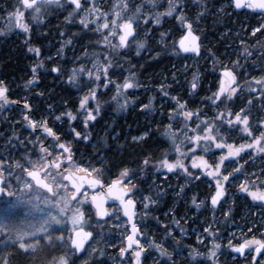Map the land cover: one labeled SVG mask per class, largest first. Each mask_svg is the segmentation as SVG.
<instances>
[{
	"label": "snow or ice",
	"instance_id": "6c2138e0",
	"mask_svg": "<svg viewBox=\"0 0 264 264\" xmlns=\"http://www.w3.org/2000/svg\"><path fill=\"white\" fill-rule=\"evenodd\" d=\"M194 2L198 3L202 9L197 13L199 18L205 14L207 7L204 0H194ZM231 2L236 9L248 8L252 11L258 10L264 13V0H231ZM134 4L135 7L133 8ZM160 7L159 0H142L138 4L135 3V0H114L112 8L109 10H102L95 0H17L14 10L8 13L6 28L0 30V35H5L15 28L30 37L31 25L28 20L40 24L43 22L46 11L55 8L64 9L65 11L71 9L68 17H66L69 22H71L73 16H78L79 24L83 29L94 31L101 37L98 41L101 51L95 54L90 61L91 68L81 62L78 67L72 68L67 76V82L74 86L80 84L81 77L87 78L85 84L87 92L80 98L76 114H73L72 111H63L55 116V119L61 122H63L64 117H67L70 131L74 137L77 140L87 141L90 134L86 131L84 133L77 131L72 122L77 121L78 118L81 119L84 129L87 130L89 124L95 122L100 115V96H103L106 92H113L111 100L116 103L119 110H124L128 106V96L131 94L129 90L140 86L135 73H130L124 76L122 80H117L115 77L123 74L117 73L114 69L117 66L124 67L121 59L126 58L127 51L132 45L135 46L137 56L140 55L141 50L146 48V40L139 39L137 34V30L141 28V23L143 25H160L164 17L175 19L183 29V33L178 42H174V50L192 53L196 56L200 55L201 38L194 28V22L185 14V0H166V7L163 11L156 10ZM146 8L149 10L145 11ZM257 32H260L261 36L264 37V23L254 28L252 35ZM147 34L148 30L145 28V35L147 36ZM163 38L164 34L162 33L161 41H163ZM71 43V39L66 40L58 55L63 52L64 46ZM28 51L34 54L38 59V63L32 67V79L27 82L25 87H29L37 81L38 70L44 67L40 48L30 46ZM244 51L248 52V49L245 48ZM248 55H251V53H248ZM235 64L238 66L239 61H236ZM51 71L59 75L62 69L54 66ZM218 79L219 87L211 96L206 97L215 110V115L210 119L202 118L199 110L189 109L187 101H181L176 96L171 97L175 102V108L172 109L169 119L175 121L180 127L174 130V125L169 124L162 135L169 141L175 157L169 159L166 153L156 165L158 169H165L168 173L180 171L186 176L192 177L194 174L189 171V166L185 163L186 160H190L191 169L199 170L211 181H214V191L209 197L213 209H216L225 197V184L229 181V178L234 173L241 172L242 166H235V163H238L236 158L240 157V154L247 149H252L255 153H264V119L258 122V127L254 130L246 109L241 108L239 111L233 112L228 106V102L233 101L239 91L237 77L232 69L224 66ZM198 82V74L194 73L190 82L192 92H195L198 88ZM253 83L260 87L257 89L250 84L249 91H259L261 97H264V77L253 78ZM165 88V85L160 86L161 95L169 96ZM101 89H104V92H101ZM7 93V87L3 81H0V109L10 103H17L10 100ZM121 100H123L122 103ZM247 103L251 105L252 100L249 99ZM93 104H95V107H92ZM140 107L151 110L152 101L150 100L148 104H141ZM24 108L27 109L23 117L26 126L34 133L39 130L41 135L30 141L32 143L38 142L39 154H29L24 162L16 161L15 163V167L21 168L29 178L24 181L23 188L20 191L28 190L31 192L34 189H41L47 194L41 202L52 207L49 209L48 218L40 228H34L31 231L23 228L15 229V242L18 243L19 248L25 252L29 249L35 252L38 250L36 245H39L40 239L51 240L50 235L35 239L39 233H48L53 224L70 223L73 233L69 237L71 254L76 255L84 252L86 243L93 238V232L86 231L84 227L86 223L85 213L89 211L84 206L90 203L95 209V216L98 220H103L110 215V210L105 205L109 200H112L118 202L119 209L122 210L123 216L127 218V224L130 225V231L124 237L126 246L119 249L121 264H123L126 253L134 258V264H142V254L148 251L149 248L155 249L159 257L165 259L166 264H175L172 253L162 243L155 240L141 243L144 234L136 220L137 201L134 199L136 192L139 190L132 183L130 170L123 168L117 178L105 182L103 180V169L87 167L77 163L74 159L71 144L61 140L57 131L49 126L47 119L34 120L29 114L31 106L27 101L24 103ZM233 128H239L246 137L250 138L249 141L239 145L228 142L225 133L231 132ZM257 131L258 135L256 134ZM145 136H147V133L140 137H133V140L139 141L144 139ZM17 139L19 138L17 137ZM213 146L215 149L221 150V154L218 160L209 163L203 155L198 153V150L209 152ZM225 149L226 151H224ZM226 161L233 165L231 171L227 170L229 165L225 163ZM149 164V159L145 158L143 167L147 168ZM2 165L3 160H0V167ZM195 178L199 179V175H196ZM257 180L260 182L257 183ZM0 184H3L2 171H0ZM239 189L251 197L253 201L264 204V180H260L259 177L256 180H245L239 185ZM4 192L5 189L0 187V193ZM7 194L9 196L16 195L11 191ZM35 199L41 200V196L37 194ZM140 200L143 203V215L147 216L150 206L156 204L157 201L151 195H143ZM192 204L196 209H199L204 201L197 202V198L193 196ZM230 212L231 209L229 208L225 215L227 216ZM173 223L180 227V221L174 217ZM163 227L166 234L172 236L168 226L163 225ZM12 231L13 229L9 225L0 224V233ZM181 232H183V229H181ZM204 232L213 238L211 248L206 254V260L208 264H217L218 251L221 249V244L215 240L217 233L212 230L211 225L205 227ZM28 238H33L32 242H26ZM59 239L63 241L64 238L61 236ZM197 240L199 243H203V239L200 237H197ZM228 247L241 256H244L247 252L251 256L252 264H264V233H261L259 239L255 236H244L238 244H233L229 240ZM96 250L95 248L92 249V251ZM253 253L254 255H252ZM68 255L65 253L59 257L53 256L48 264H69ZM100 255H104L103 251H100ZM190 255L195 259L204 254L193 249ZM4 264H7V261Z\"/></svg>",
	"mask_w": 264,
	"mask_h": 264
},
{
	"label": "trees",
	"instance_id": "16d2710c",
	"mask_svg": "<svg viewBox=\"0 0 264 264\" xmlns=\"http://www.w3.org/2000/svg\"><path fill=\"white\" fill-rule=\"evenodd\" d=\"M213 1L217 3V0ZM97 2L98 0L96 4H98ZM204 2L206 7L212 3L211 0H204ZM16 4L17 0H0V24L4 26L0 27V30L6 28L8 13L14 10ZM195 5L199 6V9L189 14L188 18L194 22V26L202 28V54L206 55L205 60L199 61L197 58H193L195 67L193 65L183 67L182 55L174 50V42L178 41L181 34L179 23L173 18L164 17L162 23L155 25L157 26L155 29H152V26L151 30L160 39L161 34L166 32L167 36L162 41L165 43L166 50L155 46L152 56L141 55L137 60L134 57L132 72L140 78L139 84L147 86L150 90L165 85L169 96L161 95V89H158L154 102L155 110L146 113L138 110L137 105H134L132 101L128 102L126 109L119 110L116 103L111 100L113 92H106L100 96V115L95 122L89 124L87 130L84 129L81 119L78 118L77 121L72 122L77 131L82 133L86 131L90 134L87 141L77 140L74 137L70 131L67 117L63 118V122L55 119V116L63 111H72L73 114H76L79 100L87 92L86 77H81L78 86L67 82L70 70L78 67L81 62L91 68L90 61L92 59H87L90 56L85 57L86 55L83 56V54L89 52L97 54L101 51L98 45L101 37L96 32L83 29L77 16H73L71 22L66 19L71 9L68 11L49 9L40 24L29 19L30 37L15 28L5 35H0V81H3L7 87L10 99L22 103L27 101L32 107L35 120L46 118L49 126L57 131L61 140L71 144L76 162L83 163L82 159L86 158L92 165L103 169L104 179L113 178L123 168H128L134 179L141 185L139 187L144 190L145 186H151V182L155 178L161 180L160 177L166 174L165 170L158 169L156 165L170 150L169 141L162 135L165 128L169 124L174 125V130L180 127L175 121L169 119L174 108L171 106H175L171 99L172 96H176L181 101H187L189 109L199 110L202 118L210 119L215 115V110L206 97L211 96L219 87L218 77L226 59L230 62L236 59L232 65L227 64V67L234 71L236 77H239V81L240 79L253 81V78L264 77V37L260 32L249 36L250 32L260 25V19L264 18V15L236 13L233 10L229 14L213 15L207 8L205 14L198 18L197 13L202 9L198 3ZM169 35H172L169 39L171 42L167 44ZM68 39H71L72 43L64 46L63 52L58 55L61 46ZM30 46L40 48L44 67L38 70L37 81L31 86L25 87L27 82L32 79V67L38 63L34 54L28 51ZM245 48L248 49V52L244 51ZM117 58L119 59V57ZM147 58L150 59L147 60ZM236 61H239L238 66L235 64ZM54 66L62 69L59 75L51 71ZM184 69L186 72L182 73L181 71ZM241 72L244 75H240ZM194 73L198 74L199 82L196 91L192 92L189 80L190 78L192 80ZM169 77L173 78L168 83ZM115 78L121 80V75H117ZM179 81L180 83H178ZM246 84L247 82L242 87H249H246ZM255 87L259 88L260 86L255 85ZM100 91L104 92V89ZM252 104L251 108H249V104L244 105L242 94L228 102V106L233 112H237L241 108L246 109L254 129L255 126L258 127V122L264 119V97H260L259 101L255 103L256 106H254V102ZM92 107H95V104ZM10 109L13 116H8L6 113V110L9 109L0 110V160H3L1 169L6 173L12 171V166L16 161L24 162L27 155L39 154L37 144L30 142L38 133L33 134L25 130L23 120L17 114L18 107ZM16 119L19 121L14 122ZM144 133H147L144 139L133 140V137H139ZM242 135V132L236 136L232 133L226 135V138L228 142L239 145L238 138ZM216 150L214 153L217 154ZM252 151L251 149L249 152ZM174 157L175 153L171 150L168 158L174 159ZM145 158L150 161L147 168L143 167ZM14 174L20 178L24 176L23 170L17 167ZM195 176L196 174L188 177L187 182L196 185L201 194L204 189L201 188L204 185L203 177L199 176V179H195ZM162 180L166 186L174 185L173 188L165 190L166 197L179 184L185 185L186 183L185 181L181 183L179 180L173 181L172 176L169 175L163 177ZM240 208V204H234L231 207V220L236 221L237 217L241 216ZM222 219L223 212L214 211V221L220 225H218L219 228L216 223L214 226L217 230L219 229L217 240L221 238V226L224 224ZM66 247L68 249L69 245L67 244ZM47 250H49L48 247H40L35 252H25L16 244L0 246V264H4L5 261L7 264H48L53 256L61 255L56 249ZM83 264H94V260Z\"/></svg>",
	"mask_w": 264,
	"mask_h": 264
},
{
	"label": "flooded vegetation",
	"instance_id": "af4514ba",
	"mask_svg": "<svg viewBox=\"0 0 264 264\" xmlns=\"http://www.w3.org/2000/svg\"><path fill=\"white\" fill-rule=\"evenodd\" d=\"M211 1L212 3H210L207 7L211 13L214 12L216 7L221 6L222 3H226V5L225 7H222L223 13L221 14H229L231 13L232 10L236 13L239 12H243L244 14L253 13L252 10L248 8H244L241 11H236L233 7L231 0H217V3H215L213 0ZM141 2L142 0H135V3L137 4ZM159 2L161 4V7L156 10L163 11L164 8L166 7V0H159ZM97 3H98L97 5H100L99 7L102 10H109L112 8L114 4V0H108L106 2L101 0L98 1ZM134 7L135 4L133 5V8ZM197 9L198 8L196 7L193 0H185V14L188 15L192 14L193 12H196ZM148 10L149 9L147 8L145 9V11ZM182 33L183 31L181 32L180 37ZM181 58L187 59L188 56H182ZM238 79L239 77H237V80ZM178 83H180V81ZM255 88L259 89L258 87ZM241 94L243 95L244 105L248 104L247 101L251 99L252 103L254 102V106H256L255 103L258 102L261 97L259 91L250 92L249 87L247 88L239 87V91L237 95H241ZM246 94H248V96H246ZM252 105L253 104L249 105V108H251ZM12 107H17V106L4 107L2 108V110L9 109L6 110V113L8 114V116H13L14 114L11 113L12 110L10 109ZM17 114L21 116V119L23 120V124L25 126V121L23 119L25 114L24 110L19 108ZM30 116L33 118L32 107H31ZM17 121H19V119H16L14 122ZM254 125H256V122H254ZM256 129L257 127L255 126L254 130ZM256 134L258 135L259 133L256 132ZM36 135L39 136L41 134L38 133ZM37 136H35V138ZM0 139H1V133H0ZM249 139L250 138L246 137L245 134H243L241 137L238 138V144L247 143ZM36 144H37V149L39 150L38 142ZM171 150L172 149L170 147V150L167 152V155L170 153ZM214 150L215 147L213 146L209 152H203L202 150H198V153L200 155H203L209 161V163H214L216 160L219 159V155L221 154V150L217 149L216 151H218V153L217 154L215 153L214 155ZM250 150L251 149H247L246 151L240 154V157L236 158V161L238 163H235V166L237 167L242 166L241 172L234 173L233 176L229 178L230 180L232 177L233 179L234 177H238L241 178V181L238 185L235 186V188L231 189V200H228L229 202L226 205H224V208L222 207L223 208L222 223L224 224H222L221 226V232H220L221 238L220 239L218 238L217 240V235L215 237L216 242L221 244V249L218 251L217 264H252L251 256L247 252L245 253L244 256H241L240 254L233 252L228 247V242L231 236V232H234V234H236V238H235L236 240H234V243L239 242V240L241 241V238L244 236L247 237L255 236L257 239H259L261 237V233H264V204H262L259 201H253L251 197H249L246 193L241 192L239 189V185L243 183L245 180H247V178L253 180V176L252 177L245 176L246 165H241L243 160L250 161V159L252 160V158L254 159L255 157L254 161L256 163L254 168L258 172H262L260 173L261 176L263 175L264 172V153H255L254 151L249 152ZM249 153H251V155H249ZM185 163L189 166V171L192 172L194 171L195 172L194 174L203 177L204 185L201 188L204 189L200 194V191L198 190L196 185H191L187 182L188 176H186L184 173L180 171H177L175 173H168L165 169H163L165 170L166 173L164 175L165 177L169 175L172 176L173 181L179 180L181 183H183V181H185L186 183L185 185L179 184L178 187L175 188L174 191H177V195L174 196L175 197L174 199L169 195V193L168 196L166 197L165 196L166 193L164 192L165 195H164L163 203L161 204L163 211H158L157 213L154 211L153 217H149L147 219L146 225L144 226L145 229L143 230L141 229V231L144 234L143 238L141 239V243H145V241H152V240L162 243L168 249V251L172 253L173 261L175 262V264H208V261L206 260V254L208 250L211 248V243L213 238L209 237L208 234L204 232V228L211 225L212 230L214 232L216 233L219 232V229L217 230L216 228H214L215 226L214 223H216L214 221V211H216L217 213L221 212L218 210V208L220 207L221 203L224 202L225 197L222 199L220 205L217 206L216 209H213L211 207L209 197L214 191V187H215L214 181H211L210 178H208L206 175L201 173L199 170L191 169L190 160H186ZM225 163L229 165L227 170L230 171L233 165L230 164L229 161H226ZM0 170H2L1 167ZM181 175L182 176L185 175V176L180 177ZM118 176L119 174L110 179L103 178V180L105 182H110L111 179L117 178ZM173 176H175V178ZM130 178L133 184H135L136 186L137 185L141 186L139 182L134 179L131 173H130ZM260 180H264V179L260 178ZM259 182L260 181L257 180V183ZM5 185H6V181L3 186L4 189H5ZM181 188L183 189L182 192H181ZM167 189H170V187H168ZM193 196L197 198V202L201 200L204 201V204L199 209H196L192 204ZM234 204L241 205L240 208L241 216H238L236 221L231 220V215H230L231 212L227 216L225 215L227 210L229 208L231 209V207ZM87 207L91 211L90 219L91 221H93L92 223L94 224V226L91 228L85 227V230L92 231L93 238L86 244L84 252H82L79 255L77 254L72 255L71 258L69 257V264H83L84 262L85 263L88 261L91 262V260H94V264H121L119 249L121 247L126 246V240L124 239L125 235L121 237L122 236L121 230L116 229L114 226H110L109 222H110L111 214L108 217L104 218L103 220H98V218L95 216L94 209L92 208L90 203ZM106 207L109 208L110 211L113 207H117L119 209V207L116 204L107 205ZM136 208H137V204H136ZM165 212H167L168 214L164 215ZM118 215L120 217L119 219L122 222H125L127 232H129V226L127 224L126 219L122 217L121 211L118 212ZM173 217L176 220L180 221V227H177L173 223ZM163 225L168 226V229L171 230L172 232V236H168L166 234ZM216 225L218 226L219 224L216 223ZM181 229H183V232H181ZM249 229H251V231H249ZM72 234L73 233L71 232L70 236H72ZM197 237L203 239V243H199L197 241ZM94 243L96 244L95 249H97L94 252L95 254L92 256L91 259L89 260L86 259L83 261L82 259L84 255L89 250L90 246ZM67 244L69 245L68 249H66ZM53 249H56L61 255L65 253L69 254L70 252H72L70 248L69 238L64 237L62 248L60 249L50 248L51 251ZM193 249L198 250V252L204 255L198 256L195 259H193L192 256L190 255ZM100 251H103L104 253L103 256L100 255ZM252 255H254V253ZM81 260L83 262H80ZM133 261L134 258H131L129 254L126 253L125 258L123 260V264H134ZM142 264H166V261L164 258L159 257V254L155 251V249L149 248L148 251L142 254Z\"/></svg>",
	"mask_w": 264,
	"mask_h": 264
},
{
	"label": "rangeland",
	"instance_id": "374dc122",
	"mask_svg": "<svg viewBox=\"0 0 264 264\" xmlns=\"http://www.w3.org/2000/svg\"><path fill=\"white\" fill-rule=\"evenodd\" d=\"M96 1L97 0H95V2ZM98 1H101V0H98ZM102 1L106 2L108 0H102ZM225 5H226V3H222L221 6L216 7L214 12H212V14L213 15H220L221 13H223L222 7H225ZM98 6H100V5H98ZM197 8L199 9V6H197ZM186 16L188 17L190 15L186 14ZM77 18L79 19L78 16H77ZM261 23H264V18L260 19V24ZM0 27H4V26L0 24ZM151 27H152V29L157 28V26L152 25V24L143 25V23H141V28L137 30L138 38L141 40H146V48L144 50H141L140 55L137 56L135 54V46L132 45V47L127 51L126 58L121 59V63L124 65V67L120 68L119 66H117L115 68L117 73L123 74V75H121V80L123 79L124 76H127L130 73H133L132 70L134 69V64H133L134 57H135V60H137V59H140L141 55H143V56L144 55H146V56L151 55L152 56L153 55L152 53H153V50L155 49V46H159L160 48L166 50L165 43H163L161 41L160 37L157 36L151 30ZM145 28H147V30H148L147 36L145 35ZM194 28L196 29V32L200 36V38H202V28L200 26H197V27L194 26ZM179 29H180V32L183 31L180 24H179ZM252 31L250 32V35H249L250 37L254 36V35H252ZM163 34H164V38H166V36H167L166 32ZM171 37H172V35H169L167 37V44H170L171 40H169V39ZM148 45H151V46H149L151 48H149ZM202 46H203V43H202ZM83 56H85V57L90 56L87 59H93L95 54H90V52H89L87 54H83ZM205 58H206V55L201 54V56L197 59L199 61H203V60H205ZM148 59H150V58H147V60ZM183 60H184L183 67H190L192 65H193V67H195L192 56H189L187 59H183ZM235 60L236 59H233L230 62L226 59L224 61L223 67L227 66V64L232 65V63H234ZM181 72L182 73L186 72V69L182 70ZM241 74H242V72L240 73V75ZM242 75H244V74H242ZM135 76H136V80L139 83L140 78L136 74H135ZM172 78L173 77H169V79H167V82L168 83L171 82ZM190 82H191V78L189 80V84H190ZM246 82H247L246 87L249 86L250 84L252 87H255V85H256L253 83L252 80H249V81H242L241 79H240V81L237 80V84L239 85V87H242V85ZM158 89H160V88H158ZM158 89L150 90V88H148L147 86L140 85L136 89H130L129 90V93H131V94L128 96V101H132L134 105H137V109L140 111H143L146 113H149L151 111L153 112L155 110L154 102L157 98L156 92ZM150 100L152 101L151 110L142 109L140 107L141 104H148ZM122 102H123V100H121V103ZM171 107L175 108V106H173V105ZM232 133H234V135L236 136L237 134H240L241 132H240L239 128H233V130L231 132L225 133V135H229ZM141 136H143V135H141ZM170 147H171V145H170ZM254 160H255V157H254V159L252 158V160L250 159V161L249 160L248 161H244V160L242 161L241 165H246L245 166V172H246L245 176H250V177L253 176V180H256L257 176L264 179V172H263V175L261 176L260 173H262V172H258L254 168L255 163H256ZM82 161H83V163H79V164H82V165L87 166V167H96V166L92 165L86 158L82 159ZM96 168H98V167H96ZM15 169H16L15 164H13L12 171L10 173H6L5 171L2 170V172H4V177L6 180L5 190L7 192L11 191V192L15 193L16 195H13V196L8 195V196H1L0 197V224H7V225H9L10 228L13 229L12 232L0 233V246H4L7 244H16L19 247L18 243L15 242V229L16 228H23L27 231H31L34 228L35 229L40 228V226L48 218L49 209L52 207L51 205L46 206L44 203L41 202L43 197L47 195L42 190L34 189L31 192H29L28 190H25L23 192L20 191V189L23 188L24 181L27 179L25 178V173H24V176L22 178L18 177L15 174L13 175V172L15 171ZM230 171H231V169H230ZM163 177H165V176L160 177L161 180L163 179ZM173 177L175 178V176H173ZM161 180L155 178L151 182V186H149V187H148V185L145 186L144 190L141 187H139V185H137V188L139 191H137L135 196H134V199L137 201V203H136L137 204V208H136L137 218H136V220H137V223L140 225L142 230L145 229L144 226L146 225L147 219L149 217H153L154 211L156 213L158 211H163L161 204L163 203V199H164V195H165L164 194L165 189H167L168 187L173 188L172 185L166 186L165 182H163V180L162 181ZM240 181H241V178L234 177V179H233V177H232L225 184V188H226L225 200H224V202L221 203L220 207L218 208L219 211H223L224 205H226L229 202L228 200H231V189L235 188V186L238 185L240 183ZM37 194H39L41 196V200L35 199V196ZM143 195H151L152 198L157 201L156 204L150 206L149 214L147 216L143 215V213H144L143 203L140 200V197ZM169 195L171 197H174L175 195H177V191L171 190L169 192ZM18 197H19V199H18ZM88 205L89 204H86L84 207H87ZM86 209H89V208L87 207ZM110 212H111L110 213L111 218H110V222H109L110 226H114L116 229L121 230V235H122L121 237H123L124 235L127 234V229H126L125 222H122L119 219L120 217L118 215V212H120V210L117 207H113ZM167 214H168L167 212L164 213V215H167ZM90 215H91V211L89 209V211H86V213H85L86 223H85L84 227L91 228L94 226V224L92 223L93 221H91V219H90ZM117 217H119V218H117ZM71 229H72V225L70 223H68V224L62 223L60 225L53 224L52 227L49 228L48 233H39L37 235V237L35 238V239H40L41 236H45V237L48 235L51 236L50 241L48 239H40L39 245H36L37 249H40V247H48L49 250H50V248H59V249L62 248L64 239H63V241H61L59 238L61 236H63V238L64 237L69 238V236L72 232ZM231 236H230L229 240H231L233 244H238L239 242H241L239 240V242L234 243V240H236L235 239L236 234H234V232H231ZM9 237H11V238H9ZM32 239L33 238H28L26 240V242H32ZM95 247H96L95 243L90 246L89 250L86 252V254L84 255V257L82 259L83 261L86 259L89 260L92 258V256L95 254L94 253L95 251H92V249ZM49 250H47V251H49ZM28 251L33 252L31 249H29ZM69 257L70 258L72 257L71 252L68 255V258ZM82 260L80 262H83Z\"/></svg>",
	"mask_w": 264,
	"mask_h": 264
},
{
	"label": "water",
	"instance_id": "95a60500",
	"mask_svg": "<svg viewBox=\"0 0 264 264\" xmlns=\"http://www.w3.org/2000/svg\"><path fill=\"white\" fill-rule=\"evenodd\" d=\"M233 7H234V5H233ZM234 9L236 10V11H241V10H243L244 8H241V9H236L235 7H234ZM253 13H255V14H262V15H264V13H261L260 11H252ZM180 39V38H179ZM178 42V41H177ZM201 47H202V45H201ZM181 55H183V56H193V57H200V55H201V50H200V55L199 56H196V55H194V54H192V53H183V52H179ZM15 101V100H14ZM17 103H15V104H8L7 106H5V107H10V106H17V107H19V108H21V109H23L24 111H25V113L27 112V109H25L24 108V103H22V102H18V101H16ZM30 114V113H29ZM25 129L26 130H28V131H30V132H32V130L30 129V128H28L27 126H26V122H25ZM38 133H40L39 132V130L37 131ZM32 133H34V132H32ZM36 133V132H35ZM41 134V133H40ZM25 177H26V179H29L28 177H27V175L25 174ZM3 185H4V178H3V184H0V187H3ZM8 192L5 190V192L4 193H0V196L1 195H4V196H8V194H7ZM113 204H116L118 207H119V204H118V202H114V201H112V200H109L108 202H107V204L105 205V206H107V205H113ZM93 208V207H92ZM94 209V208H93ZM121 211V215H122V217L124 218V219H126V221H127V218L126 217H124L123 216V212H122V210H120ZM94 212H95V209H94ZM106 218V217H105ZM129 226V231H130V225H128ZM73 235V234H72ZM90 241V240H89ZM88 241V242H89ZM87 244V243H86ZM86 246V245H85ZM79 254H81V253H78L77 255H79ZM134 262V261H133Z\"/></svg>",
	"mask_w": 264,
	"mask_h": 264
}]
</instances>
